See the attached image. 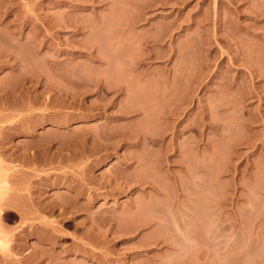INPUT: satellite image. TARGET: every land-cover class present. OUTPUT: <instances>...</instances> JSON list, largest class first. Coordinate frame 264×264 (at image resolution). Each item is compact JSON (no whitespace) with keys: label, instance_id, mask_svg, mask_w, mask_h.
I'll list each match as a JSON object with an SVG mask.
<instances>
[{"label":"rangeland","instance_id":"1","mask_svg":"<svg viewBox=\"0 0 264 264\" xmlns=\"http://www.w3.org/2000/svg\"><path fill=\"white\" fill-rule=\"evenodd\" d=\"M0 264H264V0H0Z\"/></svg>","mask_w":264,"mask_h":264},{"label":"bare ground","instance_id":"2","mask_svg":"<svg viewBox=\"0 0 264 264\" xmlns=\"http://www.w3.org/2000/svg\"><path fill=\"white\" fill-rule=\"evenodd\" d=\"M136 3V2H135ZM139 4V3H138ZM150 6V5H149ZM142 9V8H141ZM140 18V17H139ZM142 18V17H141ZM141 20V19H140ZM139 21V20H138ZM178 21V20H177ZM135 28V27H134ZM21 157V156H20ZM27 186V185H26ZM30 186V185H29ZM40 203V202H39ZM159 214V213H158ZM163 214V213H162ZM65 216V215H64ZM98 221V220H97ZM54 222V221H53ZM177 226V225H176ZM177 228H179V226L177 227ZM57 231V230H56ZM55 238V237H54ZM51 239H52V236H51ZM54 244V243H53ZM39 247V246H38ZM37 247V248H38ZM40 247H41V245H40Z\"/></svg>","mask_w":264,"mask_h":264}]
</instances>
